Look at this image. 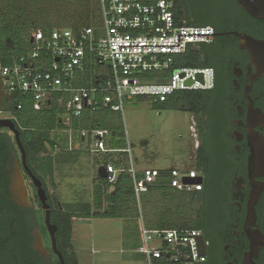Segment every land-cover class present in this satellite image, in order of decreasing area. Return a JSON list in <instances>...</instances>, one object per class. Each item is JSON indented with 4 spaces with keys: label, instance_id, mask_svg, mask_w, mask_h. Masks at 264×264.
Listing matches in <instances>:
<instances>
[{
    "label": "flooded vegetation",
    "instance_id": "obj_1",
    "mask_svg": "<svg viewBox=\"0 0 264 264\" xmlns=\"http://www.w3.org/2000/svg\"><path fill=\"white\" fill-rule=\"evenodd\" d=\"M177 5L186 22L213 29L211 42L196 46L198 64L213 72V86L187 103L193 112L203 105L209 108L224 158L219 168L205 169L202 191L185 198L190 225L203 245L204 259L197 264H264V75L240 39L264 40V21L251 18L230 0H200V6L178 0ZM4 36L0 28V45ZM2 66L0 58V70ZM51 110L57 113L58 108ZM20 112L0 73V122L9 120L17 132L0 126V256L7 264H60L36 180L46 196L50 223L56 226V248L64 264H71L59 249L58 227L52 221L61 210L54 167L57 145L50 142L58 130L49 128L55 117L46 115L40 125H31ZM44 135L48 142L42 141ZM191 154L187 165L195 162ZM49 163L52 173L45 177L39 167Z\"/></svg>",
    "mask_w": 264,
    "mask_h": 264
},
{
    "label": "built area",
    "instance_id": "obj_2",
    "mask_svg": "<svg viewBox=\"0 0 264 264\" xmlns=\"http://www.w3.org/2000/svg\"><path fill=\"white\" fill-rule=\"evenodd\" d=\"M99 22L93 26L52 28L47 32L31 29L26 37V53L10 65L1 67L3 84L16 101L24 95L34 112L63 110L72 118L83 112L108 110L122 115L124 103L133 98H147L162 104L177 91H207L213 86L210 68H175L174 58L189 48L209 44L212 36L179 35L178 47H116L123 45H177V34H213L210 26H191L178 13L176 0H97ZM32 40V42H30ZM202 76L199 81L197 75ZM191 81L190 85L185 82ZM22 103H17L20 109ZM67 133V146L73 143V132ZM107 130L79 131L90 139L87 151L103 156L124 153L130 167L117 168L100 163L106 169L109 184L121 173L132 179L138 216L139 247L143 264H197L198 231L189 228L150 229L142 217L141 195L157 179V171H137L131 150L107 145ZM195 146V145H193ZM197 151V150H196ZM194 155L196 152H193ZM195 159V157H194ZM194 163V162H193ZM167 177L177 192L199 193L203 176L195 165L173 167ZM188 179L193 182L185 183ZM198 179L202 181L197 182Z\"/></svg>",
    "mask_w": 264,
    "mask_h": 264
},
{
    "label": "rangeland",
    "instance_id": "obj_3",
    "mask_svg": "<svg viewBox=\"0 0 264 264\" xmlns=\"http://www.w3.org/2000/svg\"><path fill=\"white\" fill-rule=\"evenodd\" d=\"M34 1L31 18L55 26L71 25L74 21L76 24L86 7L84 0ZM190 2L200 6V0ZM59 118L69 119L64 112L59 113ZM107 128L110 131L107 137L115 139L110 146L129 147L137 171L182 168L188 164V157L194 151L195 162L191 164L200 167L203 178L206 177L205 169L215 170L224 162L214 139L215 121L209 108L203 105L197 112L190 111L181 92L164 105L154 104L147 98L128 100L124 103L122 115L115 117L114 121L110 118ZM56 129L54 167L60 204L91 203L97 168L100 163H105L104 157L87 151L91 144L87 140L82 143L77 134L68 147L67 134L63 131L67 127L58 124ZM115 156L122 160L123 166L130 167L128 155ZM156 196L151 192L140 197L144 223L151 228H156ZM135 225L136 220L74 219L72 247L77 264H143L142 256L137 253L139 235L131 230ZM123 235L127 237L125 240Z\"/></svg>",
    "mask_w": 264,
    "mask_h": 264
},
{
    "label": "trees",
    "instance_id": "obj_4",
    "mask_svg": "<svg viewBox=\"0 0 264 264\" xmlns=\"http://www.w3.org/2000/svg\"><path fill=\"white\" fill-rule=\"evenodd\" d=\"M84 1L86 7L84 11L80 13L81 19H79L76 24L74 21L71 25L55 26L49 23H43L44 21H34L31 18L34 0H0V28L5 34L3 39L4 43L0 45V58L3 66L12 64L19 55L26 53V37L31 29L40 28L44 32H47L52 28L67 27L74 29L98 24L99 12L97 0ZM230 2L238 6L234 0H230ZM238 8L241 9L239 6ZM178 13L183 16L180 8L178 9ZM187 24L191 26H204L191 24L189 22H187ZM199 59L198 50L196 47H193L189 48L184 54L176 56L173 65L175 68H203L198 64ZM178 92L184 93V98L186 102H188L190 99H196L197 96H200L205 91H177L168 101L161 105L169 103ZM14 102L16 106L18 102L22 103V107L20 108L21 116H27L31 125H40L39 119L46 115H50L52 118L55 117L51 119V126L49 128L56 127L58 124L62 125L63 120L59 118V113H63L64 111L61 109L57 111V113H54L51 109L43 112H34L30 107V102L27 98H24L23 94L18 95ZM97 111H102V109ZM75 123L76 122L71 126L73 130L76 129ZM42 141H49L47 135H44ZM50 142L51 145H57L56 140ZM110 160L116 164L117 168H125L122 160L109 159V161ZM197 167L200 169L199 166ZM39 170L46 177L47 174L52 173V164H46L45 168L41 167V169L39 167ZM169 170L157 171L158 175L155 183L149 188V191L145 193L155 192L157 195V204L155 206L157 212L156 228L148 227L150 229L189 228L196 230V227L190 225V217L185 205L186 195L189 194L177 192L170 187L167 177ZM135 203L132 179L128 174H119L113 184H109L104 179H99L96 175V183L92 189L91 203H63L61 204V210L52 217V221L58 227L57 241L59 249L65 254V257H67L71 264H77L75 252L72 247L73 220L124 219L137 221L138 211ZM134 228L135 229L131 228V230H134L135 233L138 234L137 226L135 225ZM123 237L124 240L127 238L125 235H123ZM0 264H7L5 259L1 256Z\"/></svg>",
    "mask_w": 264,
    "mask_h": 264
},
{
    "label": "water",
    "instance_id": "obj_5",
    "mask_svg": "<svg viewBox=\"0 0 264 264\" xmlns=\"http://www.w3.org/2000/svg\"><path fill=\"white\" fill-rule=\"evenodd\" d=\"M234 1L250 17L260 20V21H264V0H234ZM179 35L213 36V34H177V45H123V46H116V47H178V36ZM240 39L243 40L242 48H246L249 51L251 57L257 60V70L260 74L264 75V40L254 39L246 35H241ZM30 42H32V40ZM197 78L199 81L202 80V76L200 74L197 75ZM185 84L190 85L191 81L187 80ZM9 123H10L9 120H4L0 122V126H4V127L8 126L12 130H14L12 123L11 124ZM97 176L99 179L107 178L106 169L103 166H100L97 168ZM201 181H202L201 179L197 180L198 183H200ZM34 182L38 187L37 195H38V198L40 199V202L42 203V208L46 210L45 211V224H46L48 235L51 240L52 250L54 251V253L58 255L60 264H64L62 254L56 248V241H55L56 226L50 223L49 206L45 202L46 196H45L44 190L40 187L39 182H37L36 180H34ZM184 182L191 183L193 181L185 179ZM248 212H249V218L251 219V217L254 216L251 208H249ZM197 241H198V247H199V254L201 256H204L203 245H202V242L200 241V237H197Z\"/></svg>",
    "mask_w": 264,
    "mask_h": 264
},
{
    "label": "crops",
    "instance_id": "obj_6",
    "mask_svg": "<svg viewBox=\"0 0 264 264\" xmlns=\"http://www.w3.org/2000/svg\"><path fill=\"white\" fill-rule=\"evenodd\" d=\"M120 115H121L120 113H114V112H110L108 110L96 111V112H93V113L85 111L78 118H72L69 115H67L69 117V119L68 120H63L62 119L63 120L62 126L63 127H67V130L70 129L73 132V136L74 137H75V134L78 135L79 131H91V130H94V129L107 130L108 131V135L107 136H109L110 135V131L107 128V122L109 121L110 118H112V121H114L115 117L118 118V116H120ZM74 122H76L75 123V126H76L75 130H73L71 128V126H72V124ZM107 136L105 137L107 145L109 147H111L109 143H113V141L115 139L113 138V136H110V137H107ZM81 141H82V143L86 142V141H84L82 139H81ZM87 141L90 142V139H87ZM112 148H114V147H112ZM116 149H118V148H116ZM123 149H125V148H123ZM115 155H117V154H113V155H110V156H106V155L103 156L104 160L106 159L105 163H112L116 167V164L114 162H112L111 160L109 161V159L121 160ZM98 167H100V166L98 165ZM96 175H97V172H96Z\"/></svg>",
    "mask_w": 264,
    "mask_h": 264
}]
</instances>
